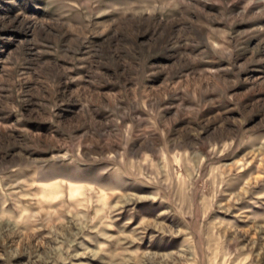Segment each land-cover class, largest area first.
<instances>
[{
  "label": "rangeland",
  "instance_id": "1",
  "mask_svg": "<svg viewBox=\"0 0 264 264\" xmlns=\"http://www.w3.org/2000/svg\"><path fill=\"white\" fill-rule=\"evenodd\" d=\"M0 264H264V0H0Z\"/></svg>",
  "mask_w": 264,
  "mask_h": 264
}]
</instances>
